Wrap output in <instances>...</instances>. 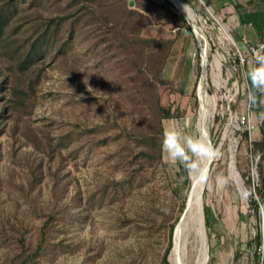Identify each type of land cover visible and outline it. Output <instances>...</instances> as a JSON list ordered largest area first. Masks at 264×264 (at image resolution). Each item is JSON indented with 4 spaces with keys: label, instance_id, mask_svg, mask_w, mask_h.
I'll return each instance as SVG.
<instances>
[{
    "label": "rangeland",
    "instance_id": "1",
    "mask_svg": "<svg viewBox=\"0 0 264 264\" xmlns=\"http://www.w3.org/2000/svg\"><path fill=\"white\" fill-rule=\"evenodd\" d=\"M67 2L42 0L37 6L27 1L15 18V23L33 24L67 17L60 31L71 46L66 55L45 59L25 78L0 61V81L7 77L9 83L20 79L28 85L37 76L25 108L0 117V264L24 259V264H162L170 226L182 217L194 175L162 149L161 161L150 164L141 157V138L156 133L154 97L140 70L146 62L98 16L68 8ZM204 2H184L200 34L178 30L156 7L134 0H97L92 8L111 7L117 16L124 5L136 9L150 20L140 38L174 40L157 95L160 105L180 116L162 120V128L179 121L186 132H195L204 113L207 135L222 153L209 165L210 179L201 191L202 243L190 224L182 264H255V253H264V244L256 249L254 242L257 229L264 241V203L257 218L252 194L243 195L249 191L247 167L255 183L257 172L241 134L247 130L249 141L260 139L257 114L264 105L255 110L246 102L245 56L252 44L236 40L242 27L234 30L229 24L236 23L231 13L218 16ZM170 6L189 26L187 17ZM244 30L250 35L254 28ZM236 57L245 60L244 66L233 63ZM201 60L208 66L204 97V81L198 91ZM62 137L69 144L58 146ZM225 178L228 183L221 186ZM203 206L215 219L210 231ZM171 258L172 249L168 264H174Z\"/></svg>",
    "mask_w": 264,
    "mask_h": 264
},
{
    "label": "trees",
    "instance_id": "2",
    "mask_svg": "<svg viewBox=\"0 0 264 264\" xmlns=\"http://www.w3.org/2000/svg\"><path fill=\"white\" fill-rule=\"evenodd\" d=\"M30 1L31 5H39L42 0H0V61L6 63L7 69L13 75L25 78L30 71L38 64H43L47 58L54 60L59 56L66 55L71 46L69 41L61 40L60 31L64 27L66 18H55L47 21L34 20L31 25L28 21L16 22L15 18L19 14V5ZM138 5L149 4L156 7L166 18L167 23L172 24L175 28L190 31V28L184 19V16L176 13L170 8V3L167 0H160V3H155L153 0H134ZM186 2V0H183ZM97 3V0H68L67 7L71 8L77 6L78 9L86 11L94 17L98 16L100 24L112 32L121 43L136 48L137 57L141 61L146 62L144 68H141L143 75V84L149 88L150 93L154 97L153 104V117L156 123V133L153 135L143 136L141 138L142 152L141 157L152 164L155 161H161V141H162V120H170L180 116L177 109L172 110L171 107H163L159 103V96L157 95V88L161 82V76L164 68V61L166 60L169 52L174 44V40H157L153 38L145 39L139 37L140 30L150 24L147 17L142 16L136 9H129L123 6L118 10L119 16L111 15V7H95L92 5ZM205 5L210 6V2L206 1ZM149 11V10H146ZM144 19L143 22H138L139 18ZM137 23H140L138 25ZM29 24V25H28ZM76 26V20L70 25V35ZM133 29V33L129 32ZM135 32V33H134ZM106 34L108 32L106 31ZM241 37L236 36L237 41H241ZM264 39V29L260 33V41ZM233 63L239 65L240 60L236 57ZM42 68L38 69L41 70ZM139 70V72H140ZM1 76V70H0ZM37 78V76H36ZM34 78V80L36 79ZM10 78H4L0 81V117L4 118L6 113L14 114L25 108L26 102L31 97L33 91L34 80L28 81V85H23V81L18 79L15 82H10ZM20 82V83H19ZM8 84V85H6ZM250 82L247 81V88ZM4 101V104L2 103ZM263 105L257 108L262 109ZM1 133V130H0ZM260 139L258 141H249V132L246 130L242 132V140L248 146L251 163L255 165L257 172V183H255L249 173L247 167L246 184L251 196V207L255 217L260 216V206L264 203V122L260 124ZM65 137L59 140L58 146H66L69 144L65 141ZM257 153H260L259 159H256ZM184 204H182V209ZM203 218L205 228L210 231L212 225L215 223L214 216L208 206H203ZM45 224L44 227H46ZM175 226H170L169 241L167 249L164 253L162 264H168V256L172 249V237ZM46 229V228H45ZM45 231V230H43ZM44 236V233H43ZM255 247L258 249L264 244L263 237L260 229H257V234L254 238ZM44 243V242H43ZM41 244L35 249L34 255H38ZM34 256V257H35ZM255 264H264V253L262 256L255 253ZM24 259L22 264L26 263Z\"/></svg>",
    "mask_w": 264,
    "mask_h": 264
},
{
    "label": "clouds",
    "instance_id": "3",
    "mask_svg": "<svg viewBox=\"0 0 264 264\" xmlns=\"http://www.w3.org/2000/svg\"><path fill=\"white\" fill-rule=\"evenodd\" d=\"M250 52L251 64L244 73L246 80L250 82L246 102L250 108H257L264 105V43L252 48ZM257 119L264 122V111L257 114ZM162 137L161 149L167 153L170 160L182 165L190 176H195L198 183L207 184L210 173L209 169L203 165L206 161L216 159L222 154L219 148L213 145L207 133L202 130L186 132L177 121L172 126L163 129ZM260 155L257 153V160ZM227 183V178L220 181L221 186ZM251 194L249 191L243 193L245 198Z\"/></svg>",
    "mask_w": 264,
    "mask_h": 264
},
{
    "label": "bare ground",
    "instance_id": "4",
    "mask_svg": "<svg viewBox=\"0 0 264 264\" xmlns=\"http://www.w3.org/2000/svg\"><path fill=\"white\" fill-rule=\"evenodd\" d=\"M172 2L174 4V6H176L187 17V19L189 20L193 30L198 32V34H200V32L197 30L198 28L195 27V22L197 19L195 18V15H194L193 11L190 9V7L181 0H172ZM184 6H185V8H184ZM202 81H204L203 82V88H202V89H204V90H202V94L204 97L208 93L207 89L205 88V85H207L206 75H205V79H203ZM199 117H200V119H199L200 130L207 133L205 123L203 122V119L206 116L204 113H201ZM212 161L213 160L206 161L203 166L209 168V165L211 164ZM192 182H193V187H192L191 192H190L189 197H188V202H187V207H186L185 213L182 216L178 225L176 226V229H175V232L173 235V241H172L173 248H172L171 262L174 264H182L183 253H184V249H185V240H186V236L189 232L188 227L190 224L191 225L193 224L194 233L197 236L198 241H200V243H202V241L200 239V232L202 229V221H201V215H200V201H201V191H202V187L204 184L198 183L195 179V176H193ZM202 246H203V244H201V249L203 250ZM196 263L201 264L200 260Z\"/></svg>",
    "mask_w": 264,
    "mask_h": 264
},
{
    "label": "crops",
    "instance_id": "5",
    "mask_svg": "<svg viewBox=\"0 0 264 264\" xmlns=\"http://www.w3.org/2000/svg\"><path fill=\"white\" fill-rule=\"evenodd\" d=\"M194 1V0H193ZM196 1V0H195ZM210 2V9L213 7L214 12L218 16L224 15V13H231L229 15L231 20L234 19L229 24L234 30L242 27V31L236 32V36L241 38H246L248 42L252 45L260 42V33L264 29V0H205ZM202 2H204L202 0ZM205 3V2H204ZM253 27L254 30L251 31L250 35L246 34L244 28Z\"/></svg>",
    "mask_w": 264,
    "mask_h": 264
},
{
    "label": "built area",
    "instance_id": "6",
    "mask_svg": "<svg viewBox=\"0 0 264 264\" xmlns=\"http://www.w3.org/2000/svg\"><path fill=\"white\" fill-rule=\"evenodd\" d=\"M261 43H264V39L262 41L258 42L255 45H247V47H246V56L245 57H246V60H248V62H247L248 66L251 64V59H252L250 50L252 48H254V47H257ZM200 57H201V55H200ZM240 61H241L242 66H244L245 60L241 57ZM200 65H201L200 66L201 70H200V78H199V81H198V91H199V88L202 87V79H203L204 75L207 76V69H208L207 63H204V65H203V61L202 60H201ZM246 86H247V80H246ZM218 90H220V89H218ZM247 90H248V88H247Z\"/></svg>",
    "mask_w": 264,
    "mask_h": 264
},
{
    "label": "water",
    "instance_id": "7",
    "mask_svg": "<svg viewBox=\"0 0 264 264\" xmlns=\"http://www.w3.org/2000/svg\"><path fill=\"white\" fill-rule=\"evenodd\" d=\"M167 1L170 2V3L174 6L172 0H167ZM129 6L132 7V2L129 3ZM189 28H190V31H186V34H189L191 31H193V29H192L190 23H189ZM187 202H188V199H187ZM186 207H187V203H186ZM186 207H185V209H184V211H183L182 216H183L184 213H185ZM181 218H182V217H181ZM181 218H180V220H181ZM180 220H179V222H180ZM179 222H178V223H179ZM177 225H178V224H177ZM175 229H176V227H175ZM174 232H175V230H174Z\"/></svg>",
    "mask_w": 264,
    "mask_h": 264
}]
</instances>
